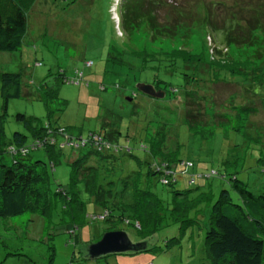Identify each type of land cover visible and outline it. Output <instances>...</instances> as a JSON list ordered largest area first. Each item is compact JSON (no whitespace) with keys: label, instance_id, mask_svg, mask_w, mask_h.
<instances>
[{"label":"trees","instance_id":"obj_1","mask_svg":"<svg viewBox=\"0 0 264 264\" xmlns=\"http://www.w3.org/2000/svg\"><path fill=\"white\" fill-rule=\"evenodd\" d=\"M113 1L115 0L110 2V12L116 31L125 41L121 43L122 48L126 49L134 36H137L138 41L142 40L138 49H127L130 54L136 55L135 66L120 59L113 62L127 70L124 71L125 75L132 76V80L128 78L127 83L130 92L128 101H133L134 95L140 93L131 84L141 82V79L144 83L148 80L146 84H150L155 91L164 93L162 99L148 97L156 100L151 102L152 107L165 111L168 115H181L189 129L196 125L201 126L205 138L213 134L212 128L205 129L208 119L222 128L221 123L241 120L242 114L248 117L258 111L259 103L254 97L256 94L250 93V88H256L252 85L254 83L248 84L246 78L233 84L246 88L243 98L240 96L239 99L245 103L254 101L256 106L242 104L237 107L233 97L228 102L229 107H222L221 110L216 109L215 103L211 104L212 90L209 85L229 84L221 80L220 72L232 71L226 66L228 61L225 65L223 60L212 56L206 63L201 57L189 55L183 47L171 52L154 51L152 47L160 41L177 38L180 42L185 41L186 32L192 30V24H196L210 40L211 45L208 43L207 48H212L214 53L222 46L224 51L228 46L243 47L252 49L251 58L264 59V0H214L204 7L196 3L197 0H189L193 8L189 11L195 12V20L191 13L180 10L171 0H119L116 8L111 10ZM34 2L35 0H0V52L19 50L22 38L27 32L28 13ZM246 9L251 14H243ZM243 72L244 70H239L237 73ZM252 73L254 80L255 72ZM134 75L139 78L135 79ZM56 77L53 80L56 85L69 83L61 73ZM175 77L182 82L180 91L171 84V79ZM56 92L54 87L47 86L43 81L38 88L37 98L43 102L45 122L41 124L34 117L16 114L15 121L22 124L25 134L14 132L11 139L6 140L3 133L6 103L22 96V84L19 74H0V218L36 216L48 227H62L68 220L71 226L65 232H70L73 237L78 229L74 221L84 214V206L90 205L93 209L90 220L107 223L104 233L121 231L118 227L121 224L131 227L142 239L158 234L167 227L168 217L172 222L186 225L195 223V218L201 215H207L208 223L203 232L207 264H263L264 192L249 191L246 184L234 174H227L226 177L225 174L219 175L213 170L191 173L189 170L193 164L171 159L169 154L172 149L165 148V138L148 139L151 133L144 135V141L152 143L151 150L157 155L151 154L150 161L147 158L133 159L137 168L134 172L117 174L122 170L119 158L133 157L130 147L126 143L118 142L121 137L116 127L119 117L108 110L102 113L100 110L97 130L83 135L68 132L63 127L56 126L52 119L65 105L64 101L57 99ZM167 94L170 97L166 98ZM177 95L180 98H176ZM193 100L203 105L201 113L194 111L192 104L188 103ZM207 103L212 106L208 112L205 109ZM177 105L181 110L179 114L174 112ZM165 112H162L164 116L161 114V119L158 118L155 124L160 126V121L163 124L172 123ZM103 113L107 115L108 122L103 118ZM147 124L146 128L149 122ZM229 128L239 133V126ZM243 136L246 141L257 139L248 134ZM124 139L126 142L129 140L127 135ZM144 145L139 144L137 147L144 152ZM158 145L166 153H161ZM64 149L85 152L66 158L68 179L64 187L61 184L53 186L49 180L48 169L52 173L54 166L60 164L59 158ZM38 150L44 151L49 165L40 159H31L30 153ZM3 155L8 156V165L2 162ZM258 160L262 162L261 173H264V158ZM181 177H186L190 186L196 179L212 178L227 181L229 186L222 187L211 203L208 202L211 196L208 191L200 193L198 198L194 197L193 202L185 199L177 202L174 199L175 196H186V191H167L168 201L160 199L153 192L157 185L171 188ZM197 187L199 186H195ZM230 191L235 194V202L232 201ZM199 204L202 205L194 210L193 218H188L187 213ZM55 210L58 211V219L54 223L51 214ZM168 243H176V239L170 238L165 246ZM6 255L17 256L16 253Z\"/></svg>","mask_w":264,"mask_h":264},{"label":"rangeland","instance_id":"obj_2","mask_svg":"<svg viewBox=\"0 0 264 264\" xmlns=\"http://www.w3.org/2000/svg\"><path fill=\"white\" fill-rule=\"evenodd\" d=\"M110 2L111 0H35L28 13L27 32L22 38L19 50L0 52V74H19L22 84V96L18 99H10L6 103L3 117L4 138L10 140L14 132L25 134L22 124L15 121L16 114L34 117L41 124L45 122L43 102L37 98L38 88L44 81L47 86L57 90V99L65 102L64 107L52 119L55 120L56 126L63 127L68 132H78L83 135L97 130V116L105 110L119 117L116 127L121 137L118 138V142L119 144L126 143L134 158L120 157L119 165L122 170L117 174L125 175L130 171L134 172L137 168L133 159L147 158L150 161L151 154L157 155L153 149L151 150L152 143L144 141V135L151 133L148 139L165 138V148L172 149L169 154L171 159L191 162L193 164L192 169L189 170L191 173L213 170L219 175L225 174L226 177L227 174H234L238 180L246 184L249 191L264 192L262 162L258 160L264 158V59L251 58L252 49L243 47L228 46L224 51L222 48L224 46L219 45L222 47L216 49L214 53L212 48H207L208 43L211 45L210 40L196 24H192V30L189 29L186 32L187 37L183 42L177 38L178 40L172 39L154 44L152 50L162 52H171L183 47L189 55L201 57L206 63L212 56L220 61L223 60L225 65L228 61L226 66L232 71L220 72L221 80L229 84L211 83L209 85L212 90L210 102L215 103L218 110L222 107H229L228 102L232 97L237 107L242 104L256 106L254 101L245 103L239 99L240 96L243 98L246 88L233 84H238L244 78L248 79V84L254 83L252 85L256 89L251 90L250 88V93L256 94L254 97L259 103L257 108L259 107L260 110L258 109L255 114H250L248 117L242 114L241 120L221 123L222 128L212 124V121L208 119L205 129L212 128L213 134L205 138L203 135L205 132H202L201 126L196 125L189 129L184 124L181 115H168L165 111L155 110L151 103L156 101L154 99L136 93L132 98L133 101H128L130 92H128L127 83L128 78L132 80V76L125 75L124 71L127 70L113 62L120 59L135 66L136 55L133 56L127 49H138L142 40L138 41L137 36H134L128 42L126 49L122 48L121 43L125 41L115 29L110 12ZM209 2L212 3L214 0H197L196 3L204 7L208 6ZM171 3L177 4L180 10L188 11L189 14L191 13L189 9H193L189 0H171ZM243 14L251 13L246 9ZM190 15L193 20L196 19L195 12ZM239 70L241 72L244 70V72L237 73ZM252 72H255L254 80ZM60 73L69 83L55 84L53 80H56V76ZM48 75L50 77H47ZM73 78L74 81L71 83ZM134 78L139 77L134 75ZM143 81L141 79L142 84L148 83V80L146 83ZM141 82H133L131 85L135 88L134 86ZM171 84L180 91L182 82L179 78L171 79ZM168 97L170 96L167 94L166 98ZM176 98L180 96L177 95ZM188 103L192 104V109L196 112L201 113L204 108L195 100ZM1 105L0 99V113ZM169 105L172 106L171 103ZM206 105L205 109L208 112L212 106L208 103ZM180 111L177 105L174 112L179 114ZM162 112L167 114L172 123L163 124L159 120L158 124L161 125L155 124L158 118L161 119ZM103 118L107 121V115L104 113ZM148 122L149 126L146 128ZM233 126H239V133L229 128ZM245 134L257 138L256 141L252 139L246 141V137L243 136ZM125 135L129 139L127 142L124 139ZM28 142L29 138L26 143ZM139 144L144 145V152L143 149L137 147ZM158 147L161 153H166L161 145ZM84 152L85 150L74 152L68 149L62 150V156L59 158L60 164L54 166L52 173L48 169L50 183L53 186L61 184V187H64L69 176V169L65 163L66 158L76 157L78 153ZM30 157L40 159L49 165V160L42 150L31 152ZM2 162L8 165L10 163L8 156L3 155ZM195 186L199 187L195 188ZM228 186L227 181L219 178L196 179L190 186L187 184L186 177H181L171 188L167 189L157 185L153 192L160 199L168 201L167 191H186V196H175L174 199L177 202L180 199L193 202L200 193L208 191L211 194L208 202L211 203L216 199L220 189L228 188ZM230 196L235 202L236 197L232 191H230ZM201 205L194 206L187 213V217L192 219L194 210L200 208ZM91 208L90 205L84 206V214L74 221L78 229L73 237L70 232H65L69 231L71 226L68 220L61 225L62 227H48L43 225L36 216L21 215L13 218H0V264L208 263L203 244L204 227L208 223L207 215H201L195 218V223L186 225L172 222L168 217V226L159 231L157 242L148 252L117 254L95 260L81 258L82 246L97 242L108 227L107 223L102 221L90 220L93 212ZM57 212L55 210L51 214V220L54 223L58 219ZM118 227L127 232L134 241L140 239L131 227L121 224ZM170 238H175L176 243H168L165 246ZM8 253H16L17 256H7Z\"/></svg>","mask_w":264,"mask_h":264},{"label":"water","instance_id":"obj_3","mask_svg":"<svg viewBox=\"0 0 264 264\" xmlns=\"http://www.w3.org/2000/svg\"><path fill=\"white\" fill-rule=\"evenodd\" d=\"M134 87L138 92L147 97L154 99H162L164 97L162 91H155L148 84L138 83ZM156 240L157 234H152L134 241L127 232L122 230L105 232L99 237L97 242L82 246L80 249L81 258L95 260L117 254L124 255L148 252L157 242Z\"/></svg>","mask_w":264,"mask_h":264},{"label":"built area","instance_id":"obj_4","mask_svg":"<svg viewBox=\"0 0 264 264\" xmlns=\"http://www.w3.org/2000/svg\"><path fill=\"white\" fill-rule=\"evenodd\" d=\"M114 3H113V5H112V8H111V10H114L115 8H116V5L119 3V0H115V1H113ZM113 18H114V15H113ZM115 20V19H114Z\"/></svg>","mask_w":264,"mask_h":264}]
</instances>
